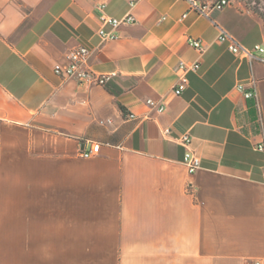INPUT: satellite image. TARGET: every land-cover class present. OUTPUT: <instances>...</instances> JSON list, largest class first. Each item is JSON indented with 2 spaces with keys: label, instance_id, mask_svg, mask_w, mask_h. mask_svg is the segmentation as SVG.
Returning <instances> with one entry per match:
<instances>
[{
  "label": "crops",
  "instance_id": "obj_1",
  "mask_svg": "<svg viewBox=\"0 0 264 264\" xmlns=\"http://www.w3.org/2000/svg\"><path fill=\"white\" fill-rule=\"evenodd\" d=\"M98 3L135 22L101 43ZM186 11L187 0H0V264H264V63L216 39L220 26L264 45V26L235 5ZM79 45L91 71L116 76L56 75ZM180 61L199 68L176 95ZM183 135L201 159L193 173Z\"/></svg>",
  "mask_w": 264,
  "mask_h": 264
},
{
  "label": "built area",
  "instance_id": "obj_2",
  "mask_svg": "<svg viewBox=\"0 0 264 264\" xmlns=\"http://www.w3.org/2000/svg\"><path fill=\"white\" fill-rule=\"evenodd\" d=\"M188 11L182 14L181 18H185L188 12L192 11L199 15L209 17L212 11H221L227 6L232 5V0H187ZM105 3H98L96 8L99 11V27L97 29V35L101 43L111 42L116 40L118 35V29L122 25L132 24L135 22V17L131 13H127L122 17L116 18L110 16L105 10ZM219 33L217 35V41L226 46L228 51L232 54L248 59L250 62L259 60L264 63V46L254 45L253 47H247L240 43L230 32L224 28L218 26ZM188 42L195 49L202 53L204 48L200 40L189 38ZM93 50L85 45H79L68 52L66 61L64 63H56L54 65V73L58 76L67 79H75L77 81H88L97 85H104L106 82L112 80L116 76V72L111 73H95L89 68V59ZM199 68L198 62H183L180 61L178 65V78L177 85L174 89V93L179 95L182 93L184 87L189 83L188 73L195 72ZM237 88L243 91L245 98L254 96V92L250 90H244V83H239ZM146 104L161 112L164 109L162 103L148 98ZM131 117L132 115H128ZM165 134L170 132L169 128L163 129ZM192 138L189 135H183L179 138V142L186 150L183 155L182 162L187 168L189 173H193L201 166V159L199 155L190 148ZM254 149L260 152L263 156L261 164L262 181L264 182V137L262 140L254 144ZM92 151L82 153L83 157H89ZM248 264H261L260 260H252Z\"/></svg>",
  "mask_w": 264,
  "mask_h": 264
},
{
  "label": "rangeland",
  "instance_id": "obj_3",
  "mask_svg": "<svg viewBox=\"0 0 264 264\" xmlns=\"http://www.w3.org/2000/svg\"><path fill=\"white\" fill-rule=\"evenodd\" d=\"M232 5L252 13L264 26V0H232Z\"/></svg>",
  "mask_w": 264,
  "mask_h": 264
}]
</instances>
